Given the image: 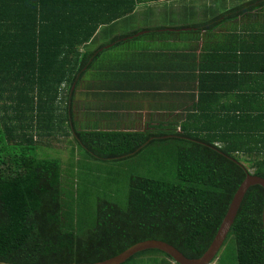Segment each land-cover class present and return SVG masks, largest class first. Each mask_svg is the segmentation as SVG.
I'll use <instances>...</instances> for the list:
<instances>
[{
  "label": "trees",
  "instance_id": "obj_1",
  "mask_svg": "<svg viewBox=\"0 0 264 264\" xmlns=\"http://www.w3.org/2000/svg\"><path fill=\"white\" fill-rule=\"evenodd\" d=\"M162 1L174 0H0V261L98 263L147 240L198 259L247 176L264 178V135L200 117L196 92L175 84L191 66L172 47L264 0L207 22L141 26L138 6ZM146 101L167 120L143 131L124 120ZM67 136L65 160L53 145ZM263 211L253 186L216 264H264ZM125 264L176 263L147 250Z\"/></svg>",
  "mask_w": 264,
  "mask_h": 264
},
{
  "label": "crops",
  "instance_id": "obj_2",
  "mask_svg": "<svg viewBox=\"0 0 264 264\" xmlns=\"http://www.w3.org/2000/svg\"><path fill=\"white\" fill-rule=\"evenodd\" d=\"M255 1L174 0V7H169V10L164 8L162 16L164 20L170 17L182 24L185 21L207 22ZM146 6L149 5L138 6L140 15L146 14L140 10ZM142 19L143 16L137 17L140 25ZM203 33L201 42L195 35L180 36L172 42L174 51L177 49L176 54L191 66L188 70L180 60L175 59L184 67V71L175 73V84L190 86L196 92L199 107L196 113L200 117L205 115L207 121L218 127L220 132L246 134L242 130L250 126L257 129V135H264V4L225 19ZM160 72L157 82L161 86L166 73ZM202 93H205V98ZM212 97L220 99V103L213 101ZM181 103H178V109L182 107L186 110L187 105ZM152 107V103L146 101L142 109L126 113L124 121L132 122L134 114L141 115L143 111H148L150 117L157 115L165 118L162 112Z\"/></svg>",
  "mask_w": 264,
  "mask_h": 264
},
{
  "label": "water",
  "instance_id": "obj_3",
  "mask_svg": "<svg viewBox=\"0 0 264 264\" xmlns=\"http://www.w3.org/2000/svg\"><path fill=\"white\" fill-rule=\"evenodd\" d=\"M253 186H261L264 189V178L251 174L247 176V178L244 180V182L241 184L240 188L236 192L213 243L201 258L189 259L181 251H179L177 248L170 245L169 243L160 240H147L135 244L120 255L108 259L106 261L85 264H125L130 258L135 256L136 254L147 250H159L170 256L176 264H212L224 246V243L230 233L232 225L235 222V219L238 215L239 209L242 205L245 195L247 194L248 190ZM0 264L13 263L0 261Z\"/></svg>",
  "mask_w": 264,
  "mask_h": 264
},
{
  "label": "rangeland",
  "instance_id": "obj_4",
  "mask_svg": "<svg viewBox=\"0 0 264 264\" xmlns=\"http://www.w3.org/2000/svg\"><path fill=\"white\" fill-rule=\"evenodd\" d=\"M173 2H163L162 1V2H159V3L151 4V5L146 6V7H142V9H140V10L142 12H146V14H141L140 15L139 9H137V12H136V14L134 16L135 17L143 16V19L141 20L142 21V25L141 26H149L146 22H149L150 24H152L154 22L153 17H161L162 14L164 13V8H167V10H169L170 9L169 7H174L173 6L174 5ZM147 10H148V12H147ZM156 14H158V15H156ZM152 26H153V24H152ZM76 112L78 113V109L76 110ZM134 116L135 117H132V115H131L132 119H134L132 121V124H134L135 120L139 121V122H137L138 127H140L143 131L146 128H149L148 125H150V124H148V123H149L150 118H151V120L153 122L167 120V119H165L167 117L163 118V117H161V116L159 117L157 115H152L150 117V113L148 111H143L141 115L140 114H137V115L134 114ZM78 119L80 120V118H78ZM60 138H61V141L54 142V145H53L54 152H53V150H50V152H53V154L56 155V156L60 155L65 160H68V158L71 155L72 146L70 145V142H71L72 138H68V136L67 137H63V138L60 137ZM43 155H46V154L43 153ZM76 157L80 158L78 150L76 151ZM216 263H217V261H214L212 264H216Z\"/></svg>",
  "mask_w": 264,
  "mask_h": 264
}]
</instances>
